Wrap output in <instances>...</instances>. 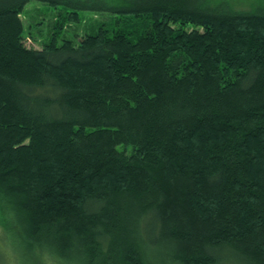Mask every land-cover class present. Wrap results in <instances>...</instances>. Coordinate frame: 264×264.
<instances>
[{
    "label": "trees",
    "instance_id": "1",
    "mask_svg": "<svg viewBox=\"0 0 264 264\" xmlns=\"http://www.w3.org/2000/svg\"><path fill=\"white\" fill-rule=\"evenodd\" d=\"M0 220L60 264H264V0H0Z\"/></svg>",
    "mask_w": 264,
    "mask_h": 264
},
{
    "label": "rangeland",
    "instance_id": "2",
    "mask_svg": "<svg viewBox=\"0 0 264 264\" xmlns=\"http://www.w3.org/2000/svg\"><path fill=\"white\" fill-rule=\"evenodd\" d=\"M238 2H256L258 0H236ZM61 8H53L45 4L31 3L29 4L23 14V22L26 28L36 25L40 22L43 23L37 30H34L35 39L37 41L44 42L50 38L51 28L55 22L56 15ZM81 16L84 18L83 22L73 24L71 27L62 35L63 39H72L76 41L78 37L83 36L85 33L92 32L96 28L94 14L89 12H83ZM101 19L96 17V19ZM97 19V20H98ZM31 40H34L29 36ZM39 43V44H40ZM39 44H32L30 41L27 42L28 46L41 48ZM8 225V223H7ZM5 227L1 224L0 220V264H60L58 261L51 259V257L42 252L40 246L23 247L19 242H16L11 237L4 234ZM19 243V244H18Z\"/></svg>",
    "mask_w": 264,
    "mask_h": 264
}]
</instances>
